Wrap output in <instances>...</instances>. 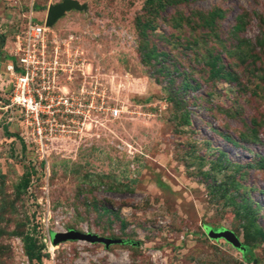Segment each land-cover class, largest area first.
I'll use <instances>...</instances> for the list:
<instances>
[{"label": "rangeland", "instance_id": "374dc122", "mask_svg": "<svg viewBox=\"0 0 264 264\" xmlns=\"http://www.w3.org/2000/svg\"><path fill=\"white\" fill-rule=\"evenodd\" d=\"M61 1L0 0V97L16 35ZM78 1L47 32L121 114L42 152L0 103V264H264V0ZM69 229L121 242H54Z\"/></svg>", "mask_w": 264, "mask_h": 264}, {"label": "built area", "instance_id": "2783aa9c", "mask_svg": "<svg viewBox=\"0 0 264 264\" xmlns=\"http://www.w3.org/2000/svg\"><path fill=\"white\" fill-rule=\"evenodd\" d=\"M47 30L44 18L27 19L6 68L8 96L0 97L5 110H17L27 135L42 152L49 142L81 130L100 115L116 118L122 110L99 87L97 75L84 68L83 52Z\"/></svg>", "mask_w": 264, "mask_h": 264}, {"label": "water", "instance_id": "95a60500", "mask_svg": "<svg viewBox=\"0 0 264 264\" xmlns=\"http://www.w3.org/2000/svg\"><path fill=\"white\" fill-rule=\"evenodd\" d=\"M82 7L83 5L78 0H62L59 3L50 4L47 8L45 24L46 26H52L54 22L64 14V12L71 9H81ZM55 234H57V237L54 240L55 243L65 240H83L90 243H103L105 246H108L112 243L121 242L120 239H112L100 236L95 233L83 232L74 229H69L67 231L58 232ZM208 234L214 238L223 237L234 246L240 245L237 236L231 230L224 229L218 232L210 230Z\"/></svg>", "mask_w": 264, "mask_h": 264}, {"label": "trees", "instance_id": "16d2710c", "mask_svg": "<svg viewBox=\"0 0 264 264\" xmlns=\"http://www.w3.org/2000/svg\"><path fill=\"white\" fill-rule=\"evenodd\" d=\"M164 1L165 0H158V5L160 6V7H164ZM179 1H186V0H179ZM210 23H212V22H210ZM213 67H214V65H215V63H212L211 64ZM218 70L217 69H215V72H217ZM217 73H219V72H217ZM225 77L226 76H230V72H226V73H224L223 74ZM169 99L170 100H174L175 98L174 97H169ZM175 101H176V99H175ZM177 102V101H176ZM54 142V140L53 141H51V142H49L50 143V145L52 144ZM48 150H49V148H48ZM48 150H47V152H48ZM30 174L29 175H27L25 178H24V180H23V183H22V187L23 188H26V189H28V188H30ZM209 230V229H208ZM124 243L125 242H131V243H134L132 240H129V239H126V240H124L123 241ZM35 240L32 238V236H25V239H24V248H25V252H26V254L28 255V257L32 260V259H35V260H37V261H39V260H41V247H42V245L41 246H39V247H36V250L34 249V247H35ZM246 248H247V250H248V245H246Z\"/></svg>", "mask_w": 264, "mask_h": 264}]
</instances>
